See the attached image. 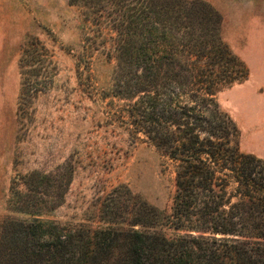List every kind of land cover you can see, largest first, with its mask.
Segmentation results:
<instances>
[{
	"label": "trees",
	"instance_id": "16d2710c",
	"mask_svg": "<svg viewBox=\"0 0 264 264\" xmlns=\"http://www.w3.org/2000/svg\"><path fill=\"white\" fill-rule=\"evenodd\" d=\"M106 1L107 15L101 8L93 20L97 39L84 36L82 47L113 49L116 67L101 97L123 100L124 109L107 119L176 162L172 211L141 197L131 204L132 191L117 186L96 228L15 222L0 264H264V161L241 150L217 98L245 73L222 38L221 14L202 0ZM108 26L116 37L104 34ZM120 213L125 219L114 220Z\"/></svg>",
	"mask_w": 264,
	"mask_h": 264
},
{
	"label": "rangeland",
	"instance_id": "374dc122",
	"mask_svg": "<svg viewBox=\"0 0 264 264\" xmlns=\"http://www.w3.org/2000/svg\"><path fill=\"white\" fill-rule=\"evenodd\" d=\"M202 1L221 14L222 38L245 68L218 101L239 130L241 150L264 161V0ZM104 5L0 0V248L5 230L19 221L38 218L70 230L102 225L117 186L132 191L131 204L141 197L160 213L172 211L176 162L144 135H128L127 124L107 119L124 109L123 100L101 97L116 67L107 53L113 49L82 47L84 36L97 39L93 20L101 8L107 15ZM109 28L104 34L116 37ZM77 57L88 65L79 67Z\"/></svg>",
	"mask_w": 264,
	"mask_h": 264
},
{
	"label": "crops",
	"instance_id": "0c3cea01",
	"mask_svg": "<svg viewBox=\"0 0 264 264\" xmlns=\"http://www.w3.org/2000/svg\"><path fill=\"white\" fill-rule=\"evenodd\" d=\"M261 117L259 120V139L262 147H264V113H262Z\"/></svg>",
	"mask_w": 264,
	"mask_h": 264
}]
</instances>
